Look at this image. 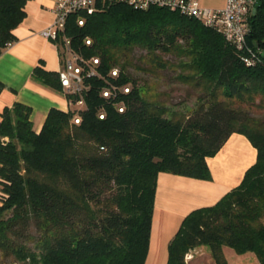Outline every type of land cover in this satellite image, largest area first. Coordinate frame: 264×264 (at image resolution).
Segmentation results:
<instances>
[{
  "label": "trees",
  "instance_id": "16d2710c",
  "mask_svg": "<svg viewBox=\"0 0 264 264\" xmlns=\"http://www.w3.org/2000/svg\"><path fill=\"white\" fill-rule=\"evenodd\" d=\"M26 2L0 0V54L17 39ZM247 23L246 48L237 49L217 29L164 6L98 0L90 14L71 13L64 33L85 58H99V75L85 76V106L77 109L79 94L64 91L59 71L37 65L32 78L71 102L51 108L39 131L26 104L0 112V264H144L158 174L210 179L207 158L234 132L256 148L255 162L214 204L183 217L166 264H187L200 246L215 264H228L224 246L264 264V119L249 110L264 108V0ZM55 42L63 48L61 36ZM115 67L113 81L130 85L123 112L100 94ZM129 67L178 68L177 78L200 90L195 105L172 110L164 91L137 83Z\"/></svg>",
  "mask_w": 264,
  "mask_h": 264
},
{
  "label": "crops",
  "instance_id": "0c3cea01",
  "mask_svg": "<svg viewBox=\"0 0 264 264\" xmlns=\"http://www.w3.org/2000/svg\"><path fill=\"white\" fill-rule=\"evenodd\" d=\"M57 0H27L26 15L14 28L16 40L0 54V112L20 102L30 106V118L39 131L48 111L55 107L71 108L63 92L41 84L32 78L37 65L59 71L62 67V47L41 32L54 20ZM202 6L221 8L226 0H198ZM256 148L248 138L234 132L222 148L207 158L210 179H198L170 172L157 177L152 227L148 253L144 264H166L169 240L178 230L183 217L192 209L214 204L236 186L245 170L255 162ZM228 264H260L254 252L238 254L223 248ZM187 264H215L209 250L200 246L190 253Z\"/></svg>",
  "mask_w": 264,
  "mask_h": 264
},
{
  "label": "built area",
  "instance_id": "2783aa9c",
  "mask_svg": "<svg viewBox=\"0 0 264 264\" xmlns=\"http://www.w3.org/2000/svg\"><path fill=\"white\" fill-rule=\"evenodd\" d=\"M98 0H57L54 8V20L41 33L53 41H57L59 36L63 40L62 67L59 70L61 85L67 93H77L79 98L72 104L77 109L85 106L83 93L89 88L85 83V76L99 75L97 65L98 57L85 58L80 52L73 49L70 37L64 33L67 17L74 12L83 11L87 14L96 9ZM106 2H124L135 8H148L152 5L168 7L177 10L181 14L194 17L205 25L217 29L227 41L231 42L237 49L246 48L245 38L248 31L247 16L257 5L258 0H226L221 8H209L202 6L198 0H101ZM85 18L79 17L77 23L84 25ZM86 44L91 43V39H84ZM248 62V59H246ZM111 80L101 90L100 94L104 98L111 100L113 106L119 112H123L125 101L123 94L130 91L129 83L118 84L115 79L119 76V69L112 68L109 72ZM115 100V101H113ZM71 103V102H70ZM99 118L106 115L104 109L98 111ZM75 123L80 122V116L76 114L73 118ZM189 253L187 254V256ZM186 256V258H187Z\"/></svg>",
  "mask_w": 264,
  "mask_h": 264
},
{
  "label": "rangeland",
  "instance_id": "374dc122",
  "mask_svg": "<svg viewBox=\"0 0 264 264\" xmlns=\"http://www.w3.org/2000/svg\"><path fill=\"white\" fill-rule=\"evenodd\" d=\"M142 52L139 49L135 50L134 59ZM165 57L174 60L173 55H165ZM178 68H165L153 73H143L140 70H136L133 67H129L130 73L135 77L137 83L144 81L151 82V84H156L158 91H164L163 98L168 102V105L172 110L178 109L181 111H189L195 105L197 101V95H199L200 90L196 88L191 83L183 82L177 78ZM250 113L254 116L264 119V108L250 106ZM205 249L208 250L207 247ZM194 250V249H193ZM192 250L188 251L189 255L185 256V260L192 257L190 254Z\"/></svg>",
  "mask_w": 264,
  "mask_h": 264
}]
</instances>
